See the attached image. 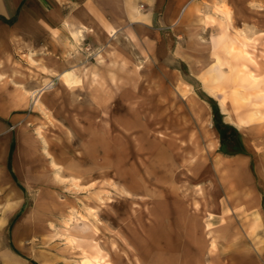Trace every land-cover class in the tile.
<instances>
[{
  "label": "rangeland",
  "instance_id": "obj_1",
  "mask_svg": "<svg viewBox=\"0 0 264 264\" xmlns=\"http://www.w3.org/2000/svg\"><path fill=\"white\" fill-rule=\"evenodd\" d=\"M204 3L187 54L85 45L77 87L48 83L45 115L7 120L0 264H264V0ZM90 212L99 229L79 230Z\"/></svg>",
  "mask_w": 264,
  "mask_h": 264
},
{
  "label": "crops",
  "instance_id": "obj_2",
  "mask_svg": "<svg viewBox=\"0 0 264 264\" xmlns=\"http://www.w3.org/2000/svg\"><path fill=\"white\" fill-rule=\"evenodd\" d=\"M204 8V0H0V135L9 138L7 120L25 118L29 109L30 119L34 111L45 115V90L37 103L32 96L45 84L52 83L59 91L81 83L76 70L83 46L91 50L107 47L113 35H120L150 41L151 54H187L177 39L187 34L186 26L213 16ZM67 70L78 80L68 86L62 80ZM9 156L10 145L8 150L3 145L0 165L9 166ZM90 215L77 225L79 230L99 229L98 219ZM89 246L92 250L84 251L92 254L95 245Z\"/></svg>",
  "mask_w": 264,
  "mask_h": 264
},
{
  "label": "bare ground",
  "instance_id": "obj_3",
  "mask_svg": "<svg viewBox=\"0 0 264 264\" xmlns=\"http://www.w3.org/2000/svg\"><path fill=\"white\" fill-rule=\"evenodd\" d=\"M138 12H140V9H137ZM182 13V12H181ZM55 18V17H54ZM81 31V30H80ZM79 31H75V33H78ZM83 32V31H82ZM80 34V33H79ZM73 37V36H72ZM249 44L245 39H239V46L237 47V51L239 54H243V57H246L247 59L253 60V52L248 50ZM28 57V56H27ZM62 80L65 84L68 85H72L73 82H75V74L72 70H67L65 72H63L62 74ZM47 86V84H45L44 87L40 88L39 90H37L36 93H34L32 96H34V102L37 103L38 102V98L40 96V93L42 91L43 88H45ZM28 93V92H27ZM30 93V92H29ZM23 100V99H22ZM39 104V103H38ZM41 110V108H40ZM44 112V111H43ZM45 113V112H44ZM153 118V117H152ZM154 119V118H153ZM152 119V120H153ZM153 123V122H152ZM154 124V123H153ZM102 137V136H101ZM206 139V138H205ZM142 145V144H141ZM144 145V144H143ZM156 145V144H155ZM156 147V146H155ZM166 147V146H165ZM152 148V147H151ZM149 149V148H148ZM211 149V148H210ZM122 153V152H121ZM151 153V152H150ZM173 155V154H172ZM219 164V163H218ZM215 166V165H214ZM217 167V166H216ZM175 170V169H174ZM126 174V173H125ZM130 177V176H129ZM127 179V178H126ZM121 187V186H120ZM122 190V189H121ZM120 191V190H119ZM122 193V192H121ZM125 193V192H124ZM106 195V194H105ZM100 198V197H99ZM94 212V211H93ZM90 214H92L90 212ZM208 236V235H207ZM165 239V238H163ZM159 240V239H158ZM214 249V248H213ZM79 264H99V261H92L86 257L81 256L80 260H79ZM164 263V262H163ZM167 264V263H165Z\"/></svg>",
  "mask_w": 264,
  "mask_h": 264
},
{
  "label": "trees",
  "instance_id": "obj_4",
  "mask_svg": "<svg viewBox=\"0 0 264 264\" xmlns=\"http://www.w3.org/2000/svg\"><path fill=\"white\" fill-rule=\"evenodd\" d=\"M208 101L212 103V107L214 109V117H216L215 125L217 130L219 131L222 145L224 143H228V144L231 143L232 150L235 153L241 152L243 150L242 146H240V144L237 146L236 144L239 138L238 131L234 126L227 123H223L220 120H218L217 117L219 116V110L217 104L214 103L213 100H211L210 98H208ZM225 153L228 152L225 151Z\"/></svg>",
  "mask_w": 264,
  "mask_h": 264
},
{
  "label": "built area",
  "instance_id": "obj_5",
  "mask_svg": "<svg viewBox=\"0 0 264 264\" xmlns=\"http://www.w3.org/2000/svg\"><path fill=\"white\" fill-rule=\"evenodd\" d=\"M141 8H143V5H141Z\"/></svg>",
  "mask_w": 264,
  "mask_h": 264
}]
</instances>
